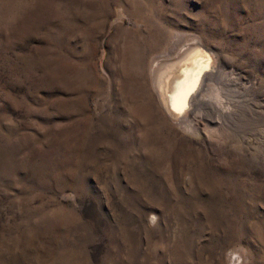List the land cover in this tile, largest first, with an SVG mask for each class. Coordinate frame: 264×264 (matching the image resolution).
Segmentation results:
<instances>
[{"label": "rangeland", "instance_id": "1", "mask_svg": "<svg viewBox=\"0 0 264 264\" xmlns=\"http://www.w3.org/2000/svg\"><path fill=\"white\" fill-rule=\"evenodd\" d=\"M0 264H264V0H0Z\"/></svg>", "mask_w": 264, "mask_h": 264}, {"label": "bare ground", "instance_id": "2", "mask_svg": "<svg viewBox=\"0 0 264 264\" xmlns=\"http://www.w3.org/2000/svg\"><path fill=\"white\" fill-rule=\"evenodd\" d=\"M206 53L203 47L198 46V44L189 45L182 49L178 56L160 61L154 67L155 88L160 94L165 107L172 115L177 117V123L184 122L185 113L189 108L192 110L193 106L212 107L206 98L198 97L199 93L202 92L203 83L205 85L207 80L217 78L220 75V73H217L218 75L213 73V70L210 71L211 68L209 69L207 61L211 57L208 58ZM200 85L202 86L197 88ZM177 107L180 108L177 109ZM175 110L177 113H175ZM180 111L185 112V116L183 113L178 116Z\"/></svg>", "mask_w": 264, "mask_h": 264}]
</instances>
